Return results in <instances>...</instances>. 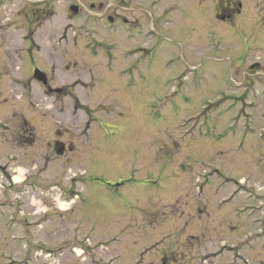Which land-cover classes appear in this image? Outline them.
Listing matches in <instances>:
<instances>
[{"label": "rangeland", "instance_id": "374dc122", "mask_svg": "<svg viewBox=\"0 0 264 264\" xmlns=\"http://www.w3.org/2000/svg\"><path fill=\"white\" fill-rule=\"evenodd\" d=\"M29 263L264 264V0L0 4V264Z\"/></svg>", "mask_w": 264, "mask_h": 264}, {"label": "flooded vegetation", "instance_id": "af4514ba", "mask_svg": "<svg viewBox=\"0 0 264 264\" xmlns=\"http://www.w3.org/2000/svg\"><path fill=\"white\" fill-rule=\"evenodd\" d=\"M12 0H0V4H1V6L2 7H5L7 4H9L10 2H11ZM220 6V8H218V12H219V14H222L223 15V17L225 16V15H230L229 13L231 12V10L232 9H230V7L232 8V6H229V5H227L226 3H221V5H219ZM45 13H46V10L44 11ZM44 12H42L41 14H35L36 15V17H35V20L36 21H40V19L42 20V17L44 16L43 15V13ZM104 16H105V14H104ZM9 22H5V23H3L2 25L4 26V25H6L5 27L6 28H3L4 30H8V29H10L11 27H14L13 25H15L14 24V22L11 20V18H9L8 17V19H7ZM109 21L110 22H113V18L112 17H110L109 18ZM253 68H250V70H252ZM57 143V145H58V147L60 146V145H63L61 142H56Z\"/></svg>", "mask_w": 264, "mask_h": 264}, {"label": "water", "instance_id": "95a60500", "mask_svg": "<svg viewBox=\"0 0 264 264\" xmlns=\"http://www.w3.org/2000/svg\"><path fill=\"white\" fill-rule=\"evenodd\" d=\"M35 77H36L38 80H40V81H42V82H44V83L47 81V77H46L45 73L40 72L39 70H36V71H35Z\"/></svg>", "mask_w": 264, "mask_h": 264}]
</instances>
